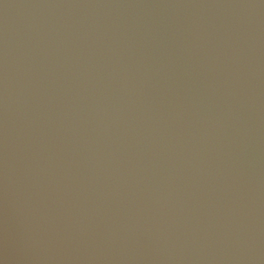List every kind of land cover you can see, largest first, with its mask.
I'll return each mask as SVG.
<instances>
[{
	"label": "water",
	"instance_id": "water-1",
	"mask_svg": "<svg viewBox=\"0 0 264 264\" xmlns=\"http://www.w3.org/2000/svg\"><path fill=\"white\" fill-rule=\"evenodd\" d=\"M0 264H264V0H0Z\"/></svg>",
	"mask_w": 264,
	"mask_h": 264
}]
</instances>
